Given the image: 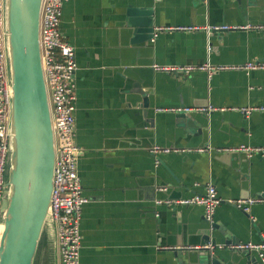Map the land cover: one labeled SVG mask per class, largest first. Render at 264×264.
Segmentation results:
<instances>
[{"label":"crops","instance_id":"1","mask_svg":"<svg viewBox=\"0 0 264 264\" xmlns=\"http://www.w3.org/2000/svg\"><path fill=\"white\" fill-rule=\"evenodd\" d=\"M146 21L156 31L149 43L137 40L142 34L133 25ZM178 26L203 30L158 31ZM61 30L78 63L76 141L89 198L81 264H187L192 248L223 247L222 233L241 244L263 243L264 202L249 212L232 203L264 199V154L226 149L264 148V112L242 111L264 107V71L209 76L153 66L264 61V0H66ZM177 107L193 111H159ZM182 114L201 127L186 125ZM154 146L187 151L153 153ZM209 185L223 200L213 219L223 230L208 232L201 205H168L204 196ZM248 257L264 264L256 251L242 264ZM36 264H49L46 240Z\"/></svg>","mask_w":264,"mask_h":264},{"label":"water","instance_id":"2","mask_svg":"<svg viewBox=\"0 0 264 264\" xmlns=\"http://www.w3.org/2000/svg\"><path fill=\"white\" fill-rule=\"evenodd\" d=\"M43 5L44 0H4L11 105L6 180L0 207V264H36L44 240L49 264H60L53 211L57 149L41 47ZM133 25L142 34L137 40L154 41L156 31L150 21ZM143 105L148 108L147 99ZM182 118L188 126L197 124L190 114H182ZM206 221L208 232L223 230L221 225ZM222 234L228 238L223 247L213 244L192 248L186 263L242 264L243 256L250 251L232 248L240 245L241 240ZM205 241L209 244L210 240ZM182 252L174 250L176 257L183 258ZM255 262L256 259H250L247 264Z\"/></svg>","mask_w":264,"mask_h":264},{"label":"built area","instance_id":"3","mask_svg":"<svg viewBox=\"0 0 264 264\" xmlns=\"http://www.w3.org/2000/svg\"><path fill=\"white\" fill-rule=\"evenodd\" d=\"M66 0H44L41 21V47L44 72L49 90L52 111V123L55 133L57 149V173L53 197L54 218L57 224L60 264H81V249L83 236L81 231L83 208L89 202L84 195L83 184L79 175V160L83 155L82 148L76 141V99L77 86L75 73L78 69L76 49L64 39L61 30L63 6ZM215 31H228L232 27L215 26ZM176 30L180 32H197L203 28L199 26H178L175 28H160L158 31ZM5 7L4 0H0V207L2 204L4 185L6 180V166L9 150V122L11 105V84L7 69L6 41H5ZM157 71H182L189 73L197 69L208 72L209 76L224 70H241L249 74L252 71H264V61H247L241 65H219L210 63L201 67L187 66L184 68L170 66H153ZM214 110V109H211ZM162 112L190 113L191 108L177 107L159 109ZM250 115L253 111L264 112V107L245 108L242 110ZM184 149H171L154 146L153 153H184ZM197 151H204L203 149ZM226 151L244 152L246 155L264 154V148L241 146L229 148ZM223 200L217 194L216 188L209 185L207 194L189 199L178 200L168 205H201L205 208V216L213 221L217 208ZM264 199H237L234 204L240 210L249 212L256 203ZM232 248L256 251L264 261V242H248Z\"/></svg>","mask_w":264,"mask_h":264},{"label":"rangeland","instance_id":"4","mask_svg":"<svg viewBox=\"0 0 264 264\" xmlns=\"http://www.w3.org/2000/svg\"><path fill=\"white\" fill-rule=\"evenodd\" d=\"M78 64V63H77ZM45 244V243H44Z\"/></svg>","mask_w":264,"mask_h":264}]
</instances>
